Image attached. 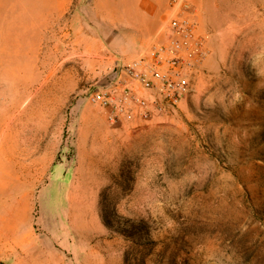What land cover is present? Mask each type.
<instances>
[{"label": "rangeland", "instance_id": "obj_1", "mask_svg": "<svg viewBox=\"0 0 264 264\" xmlns=\"http://www.w3.org/2000/svg\"><path fill=\"white\" fill-rule=\"evenodd\" d=\"M191 1L190 93L111 123L91 94L131 54L114 0H0V261L264 264V0Z\"/></svg>", "mask_w": 264, "mask_h": 264}, {"label": "built area", "instance_id": "obj_2", "mask_svg": "<svg viewBox=\"0 0 264 264\" xmlns=\"http://www.w3.org/2000/svg\"><path fill=\"white\" fill-rule=\"evenodd\" d=\"M207 55L191 0H169L158 36L134 58H118L116 73L91 94L111 123L148 120L178 106Z\"/></svg>", "mask_w": 264, "mask_h": 264}, {"label": "crops", "instance_id": "obj_3", "mask_svg": "<svg viewBox=\"0 0 264 264\" xmlns=\"http://www.w3.org/2000/svg\"><path fill=\"white\" fill-rule=\"evenodd\" d=\"M128 1L114 0L109 18L111 23L120 22L132 30L131 54L124 57L134 58L147 49L158 36L166 0H138L134 7ZM124 16L126 18L122 21Z\"/></svg>", "mask_w": 264, "mask_h": 264}, {"label": "bare ground", "instance_id": "obj_4", "mask_svg": "<svg viewBox=\"0 0 264 264\" xmlns=\"http://www.w3.org/2000/svg\"><path fill=\"white\" fill-rule=\"evenodd\" d=\"M238 1L237 0H227V3H226V8L228 9V13H229V18H230V16H231V14H233V13H235L236 14V12H237V10L235 9V7H236V3H237ZM230 20V19H229ZM233 24V23H232ZM4 123V122H3ZM7 131V130H6ZM6 134V133H5ZM2 145L4 144L3 142L1 143ZM82 209V208H81ZM83 210V209H82ZM86 211H88V210H86ZM79 214V213H78ZM77 214V215H78ZM79 216V215H78ZM82 216V215H81ZM80 216V217H81ZM78 218V217H77ZM87 219V218H86ZM79 220V219H78ZM75 224H77V223H75ZM81 224V223H80ZM83 226V225H82ZM85 226V225H84ZM29 238V237H28ZM31 238V237H30ZM33 239V238H32ZM11 240V239H10ZM15 240H17V239H15ZM29 244V243H28Z\"/></svg>", "mask_w": 264, "mask_h": 264}, {"label": "trees", "instance_id": "obj_5", "mask_svg": "<svg viewBox=\"0 0 264 264\" xmlns=\"http://www.w3.org/2000/svg\"><path fill=\"white\" fill-rule=\"evenodd\" d=\"M104 220H105V222H106L107 224L110 225V222L106 219V217H104ZM119 232L124 233V231H122V230H120V229H119Z\"/></svg>", "mask_w": 264, "mask_h": 264}, {"label": "water", "instance_id": "obj_6", "mask_svg": "<svg viewBox=\"0 0 264 264\" xmlns=\"http://www.w3.org/2000/svg\"><path fill=\"white\" fill-rule=\"evenodd\" d=\"M0 264H7V263H5V262H3V261H0Z\"/></svg>", "mask_w": 264, "mask_h": 264}]
</instances>
